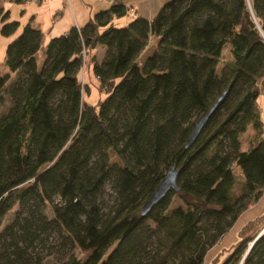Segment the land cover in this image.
Masks as SVG:
<instances>
[{"label": "trees", "instance_id": "16d2710c", "mask_svg": "<svg viewBox=\"0 0 264 264\" xmlns=\"http://www.w3.org/2000/svg\"><path fill=\"white\" fill-rule=\"evenodd\" d=\"M128 7L114 0L46 41L27 22L6 44L0 99L7 92L11 103L0 107V224L13 202L33 201L46 208L43 226L84 255L72 253L60 264H204L208 249L264 192L257 102L264 87V0H166L152 16L136 14L115 26L114 16ZM8 15L0 7L4 35L18 26ZM151 36L155 48L138 62ZM99 44L105 51L97 62ZM225 46L232 61L217 69ZM83 51L104 93L95 102L79 79ZM224 90L185 147L195 120ZM110 147L122 166L109 163ZM172 164L180 168L178 190L141 215ZM234 165L242 178H235ZM111 177L119 213L102 218L97 195ZM175 193L184 206L170 207ZM209 264H264V208Z\"/></svg>", "mask_w": 264, "mask_h": 264}, {"label": "rangeland", "instance_id": "374dc122", "mask_svg": "<svg viewBox=\"0 0 264 264\" xmlns=\"http://www.w3.org/2000/svg\"><path fill=\"white\" fill-rule=\"evenodd\" d=\"M59 0H41L40 2L31 1L28 6L22 7L20 2H15L13 0H0V7L3 10H8V20H17L18 26L15 31L10 35H4L0 32V69L4 73L7 71L5 66V47L8 41L13 38L17 33H19L24 24L30 21L31 16L36 18V25L40 26V22H47L53 26V30L50 33H46L45 41L52 36H57L61 33L60 26H72L73 19L71 15V10L65 12L62 16L54 22L53 12L59 6L62 9V1L58 3ZM114 1V0H112ZM128 7L125 14L121 16H114L113 24L115 26H123L131 18V14H139L145 16H152L155 14L160 6L166 0H122ZM72 9H76V5L83 11L90 10L93 13V8L98 4H105L106 7L110 6V0H71ZM60 4V5H59ZM94 5V7L92 6ZM105 7V8H106ZM51 9L50 12L48 9ZM68 8V7H67ZM66 8V9H67ZM132 8L133 11H130ZM58 9V10H59ZM69 10V9H68ZM132 12V13H131ZM69 16V18H68ZM39 21V22H38ZM52 21V22H51ZM58 21V22H57ZM1 26V20H0ZM69 27V28H70ZM151 41L147 43L145 48L139 53L136 60L142 62L146 56L152 53L154 46V36L150 37ZM105 46L99 44L98 48L95 50L94 60L97 62L101 61L104 56ZM83 58L85 57L84 51L81 52ZM43 48L37 52V65L41 66L43 61ZM232 61V56L229 48L225 46L223 48L222 57L219 59L217 64V69H220L224 64ZM91 60L89 56L85 57L82 68L79 72L80 83L83 88L87 91L86 98L91 102H95L99 97H103L104 93H101L97 89V78L92 73L90 66ZM17 76L15 72L11 80ZM264 85V77L259 81ZM86 87V88H85ZM261 119L264 120V87H262L260 94L257 99ZM11 103V98L7 92H5L0 99V107L6 110ZM223 112V109L221 110ZM223 114L219 116L222 117ZM196 114H193L191 119H194ZM220 117V118H221ZM250 129V128H249ZM248 132V130H247ZM249 141L245 134L242 135V145L248 146ZM174 147V144H173ZM109 163L117 164L122 166L124 161L121 156H119L113 148L108 149ZM233 171L235 172V178H242V172L239 166L234 165ZM113 178H109L103 185L101 191L97 195V202L100 208L102 218H108L114 216L119 208V200L117 193L113 187ZM236 189L239 188L238 183L235 186ZM184 206V202L179 197L177 193L173 194L171 197L170 207ZM43 206V205H42ZM264 208V193L256 201L250 204V206L241 212L235 222L226 231V233L218 240L216 244L211 246L205 256L204 264H209L210 259L214 254H216L220 249L229 247L237 239V230L247 219L252 218L254 215L258 214ZM46 210L45 207H41V204H36L33 201H29V204H19L18 202H13L9 208L6 215L0 224V264H25L39 261L41 264H60L69 255L76 253L78 256L83 257V253L74 249L69 238L65 237L63 233L52 227H45L42 224V215ZM26 218L29 222V229H24L20 224L23 219ZM147 223L151 226H155L151 219H147ZM5 227V228H4Z\"/></svg>", "mask_w": 264, "mask_h": 264}, {"label": "water", "instance_id": "95a60500", "mask_svg": "<svg viewBox=\"0 0 264 264\" xmlns=\"http://www.w3.org/2000/svg\"><path fill=\"white\" fill-rule=\"evenodd\" d=\"M227 90H224L220 96L216 99L213 105L207 110L202 112L195 120L186 142L185 147H189L192 142L196 139L201 129L207 123L210 116L213 114L217 105L222 101ZM180 168L176 164H172L164 173L163 177L159 180L157 186L149 197L140 206L141 215H146L150 209L170 190H178V173Z\"/></svg>", "mask_w": 264, "mask_h": 264}, {"label": "crops", "instance_id": "0c3cea01", "mask_svg": "<svg viewBox=\"0 0 264 264\" xmlns=\"http://www.w3.org/2000/svg\"><path fill=\"white\" fill-rule=\"evenodd\" d=\"M41 0H39L38 2H40ZM60 1H62V4H64L63 5V7H62V9H59V6H57V9L53 12V14H52V16L54 15V22L58 19V17L59 16H62L65 12H67V11H70L71 10V15H72V19H73V24L72 25H76V26H80V25H82V24H84L89 18H90V16L94 13V12H96V11H98V10H100V9H105V4H98V5H96L95 7H94V5H92L94 8H93V13L91 14L90 13V10H88V11H82L79 7H78V5H76V9L74 10V8L72 9V2H71V0H69L67 3L65 2V0H59L58 1V3L60 2ZM92 1V0H91ZM37 2V3H38ZM110 2H112V0H110ZM29 3L30 2H28V3H23V2H21L20 3V5L24 8V7H26V6H28L29 5ZM126 4V3H125ZM60 5V4H59ZM68 7V8H67ZM109 7V6H108ZM108 7H106V8H108ZM67 8V9H66ZM59 9V10H58ZM69 9V10H68ZM49 10V12H50V8L48 9ZM52 11V10H51ZM132 13V12H131ZM136 14H134V13H132L131 14V18H133L134 16H135ZM68 18H69V16H68ZM130 18V19H131ZM58 21H60L59 19H58ZM57 21V22H58ZM31 24H33L34 26H36V27H39L43 32H44V35H46V33H50L52 30H53V26H51L50 25V23H47V22H42V20H41V22H40V26H38V25H36L35 23H36V18L34 17V16H31V18H30V21H29ZM39 22V21H38ZM52 22V21H51ZM70 27V26H69ZM69 27L68 26H63V25H61L60 26V32L59 33H65L68 29H69ZM96 48H98V45H97V47ZM96 50V49H95ZM263 121V124H264V120H262ZM264 193V192H263ZM263 193H262V195H263ZM261 197V196H260ZM259 197V198H260Z\"/></svg>", "mask_w": 264, "mask_h": 264}, {"label": "built area", "instance_id": "2783aa9c", "mask_svg": "<svg viewBox=\"0 0 264 264\" xmlns=\"http://www.w3.org/2000/svg\"><path fill=\"white\" fill-rule=\"evenodd\" d=\"M31 1L38 2L39 0H23L22 2H23V3H28V2H31ZM68 1H69V0H65L66 3H67ZM129 10H130V11H133L132 8H129ZM261 136H262L263 139H264V124H263V126H262V128H261Z\"/></svg>", "mask_w": 264, "mask_h": 264}]
</instances>
